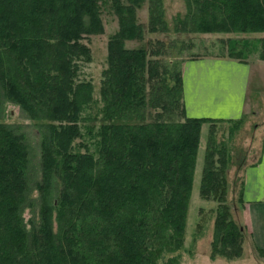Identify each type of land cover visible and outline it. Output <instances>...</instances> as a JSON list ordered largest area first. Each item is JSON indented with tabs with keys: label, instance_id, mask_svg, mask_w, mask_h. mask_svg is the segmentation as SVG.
Returning a JSON list of instances; mask_svg holds the SVG:
<instances>
[{
	"label": "trees",
	"instance_id": "trees-1",
	"mask_svg": "<svg viewBox=\"0 0 264 264\" xmlns=\"http://www.w3.org/2000/svg\"><path fill=\"white\" fill-rule=\"evenodd\" d=\"M146 1H113L120 29L109 44L96 157L72 147L83 134V111L94 102L91 83L78 81L79 62L91 59L85 37L103 32L101 0H0V116L7 100L43 127L40 207L28 225L24 213L37 201L30 194V150L0 123V264H161L181 251L206 124L201 196L223 207L212 257L226 254L230 242L241 244L244 233L225 203L229 157L227 146H216L220 122L188 117L183 70L153 57L162 41L154 55L126 47L127 40L145 39L137 10ZM148 2L149 32H168L163 0ZM186 3L175 31L264 32V0ZM242 251L240 245L228 260ZM166 264H180L179 258Z\"/></svg>",
	"mask_w": 264,
	"mask_h": 264
},
{
	"label": "rangeland",
	"instance_id": "rangeland-1",
	"mask_svg": "<svg viewBox=\"0 0 264 264\" xmlns=\"http://www.w3.org/2000/svg\"><path fill=\"white\" fill-rule=\"evenodd\" d=\"M114 0H101V23L103 32L86 36L84 41L89 50L91 59L86 58L79 62L80 70L78 81L90 82L93 87L94 102L84 109L81 121L82 137L73 143V152L92 153L98 157L99 128L103 121V109L105 106L103 98V76L108 68L109 44L111 39L119 32V18L114 8ZM125 2V1H124ZM165 8V17L169 24L168 32L153 34L149 32V2L142 4L137 10V19L145 30V39L143 41L127 40V49L148 48L154 55L158 45L156 41H162L164 47L160 50L161 54H155L154 58L162 59L171 71L175 69L183 70V61L192 57H221L235 59L242 57L249 60L253 66L251 74L250 97L246 115L241 123H218L216 127L215 140L219 150L228 147L227 167L225 169L226 191L225 203L231 210L238 226L241 220L240 216V195L244 181V169L248 165L256 163L264 151V60L262 59V39L263 33H188L175 31V22L178 17L184 18L187 14L186 0H163ZM126 3V2H125ZM151 42V44H150ZM161 47V46H160ZM153 58V59H154ZM156 60V59H154ZM238 60V59H236ZM258 95V96H257ZM154 110L147 106L148 115L153 116ZM239 119V120H242ZM238 120V121H239ZM235 122V121H233ZM0 123L12 127V131L22 135L30 150L29 180L31 183V195L36 206L33 209H27L24 213V219L30 225L32 216L35 218L39 206L40 192L36 189L42 181V124L33 121L18 104L10 101H4L2 106ZM128 123V122H125ZM211 125L203 126L202 138L193 182L192 197L189 207L185 245L184 248L176 253L166 256L161 264H166L172 257L179 258L180 264H238L237 261L254 263L252 251L255 249L248 245L245 249L244 233L240 237L243 246L242 257L236 260H228V256L236 257L239 249L238 245L230 242L226 254L215 255L213 258V241L215 225L218 214L223 211L222 203L219 200H204L201 196V183L203 168L206 157L207 140L209 137ZM220 159V158H217ZM38 205V206H37ZM38 218L34 219L37 221ZM253 249V250H252ZM225 250V249H224ZM246 255V257H244ZM253 256L260 260L262 254L257 251ZM258 260V261H259ZM243 264V263H242Z\"/></svg>",
	"mask_w": 264,
	"mask_h": 264
},
{
	"label": "crops",
	"instance_id": "crops-1",
	"mask_svg": "<svg viewBox=\"0 0 264 264\" xmlns=\"http://www.w3.org/2000/svg\"><path fill=\"white\" fill-rule=\"evenodd\" d=\"M252 71L249 60L221 57L185 60L184 104L188 117L222 123L244 118L251 99ZM242 190L239 224L245 231V249L250 245L255 250L252 251L254 263H247L245 258L237 262L264 264V151L256 163L245 167ZM257 249L262 254L260 260L253 256Z\"/></svg>",
	"mask_w": 264,
	"mask_h": 264
}]
</instances>
